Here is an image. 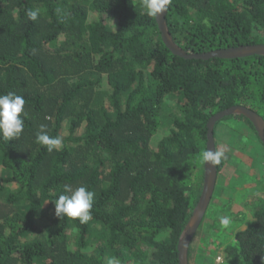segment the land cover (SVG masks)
Here are the masks:
<instances>
[{"label": "trees", "instance_id": "1", "mask_svg": "<svg viewBox=\"0 0 264 264\" xmlns=\"http://www.w3.org/2000/svg\"><path fill=\"white\" fill-rule=\"evenodd\" d=\"M143 3L0 0V94L25 99L21 135H0V264H178L209 118L235 104L264 117V55L180 56ZM166 20L189 53L264 43V0H171ZM229 117L250 127L264 156L251 120ZM41 124L63 138L59 150L37 142ZM65 184L94 191L87 223L55 215ZM245 205L250 220L230 234L223 264H264V195ZM204 219L190 264L211 235Z\"/></svg>", "mask_w": 264, "mask_h": 264}, {"label": "rangeland", "instance_id": "2", "mask_svg": "<svg viewBox=\"0 0 264 264\" xmlns=\"http://www.w3.org/2000/svg\"><path fill=\"white\" fill-rule=\"evenodd\" d=\"M168 128L163 126L156 138L167 133ZM216 140L218 151L225 152V164L218 175L216 189L203 223H211V235L206 246L199 245L202 241L198 238L192 264H223L222 251L226 242H230V234L241 227V218H247L245 223L250 220V210L245 204L255 195H264V185L259 181H264L262 145L250 127L232 117L222 119L216 125ZM221 216L231 218L227 228L216 222ZM205 231L201 232V236L207 234Z\"/></svg>", "mask_w": 264, "mask_h": 264}, {"label": "clouds", "instance_id": "3", "mask_svg": "<svg viewBox=\"0 0 264 264\" xmlns=\"http://www.w3.org/2000/svg\"><path fill=\"white\" fill-rule=\"evenodd\" d=\"M171 4V0H144L143 6L146 9V15L149 17H158L166 11ZM39 11L29 9L27 16L30 20H37ZM25 99L14 92L0 94V135L5 140L18 138L24 130V112ZM46 125L41 124L37 132V142L46 147L48 152L59 150L63 144V138L59 135L50 136L46 131ZM225 157L224 151L208 149L200 153V159L211 166L219 164ZM95 199V193L89 190L86 185L73 188L70 184L63 186V191L54 201L55 215L57 217L66 216L72 219H79L81 224L87 223L92 218V207ZM221 225L227 228L230 225L231 218L221 216L219 218ZM108 264H120L117 258H110Z\"/></svg>", "mask_w": 264, "mask_h": 264}, {"label": "water", "instance_id": "4", "mask_svg": "<svg viewBox=\"0 0 264 264\" xmlns=\"http://www.w3.org/2000/svg\"><path fill=\"white\" fill-rule=\"evenodd\" d=\"M165 12L156 17L161 36L167 46L176 54L184 56L186 58H201L210 59L213 57L221 58H236L250 56L254 54L264 55V43L243 44L239 46L225 47L213 49L202 53H189L182 47H180L174 40L171 34L168 23L166 20ZM233 114H243L248 117L254 125L258 137L264 144V117L251 109L250 107L242 104H235L228 108H225L217 113L213 114L207 122V150H217V142L215 135V127L223 118ZM218 180V167L217 164L211 166L204 162V182L200 198L190 216L178 242V264H190L189 263V249L190 244L196 235L199 226L201 225L207 209L212 201L216 185Z\"/></svg>", "mask_w": 264, "mask_h": 264}]
</instances>
